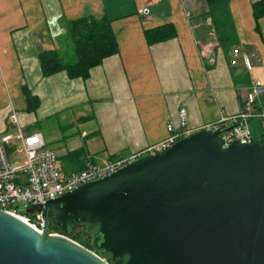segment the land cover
<instances>
[{
    "label": "crops",
    "instance_id": "1",
    "mask_svg": "<svg viewBox=\"0 0 264 264\" xmlns=\"http://www.w3.org/2000/svg\"><path fill=\"white\" fill-rule=\"evenodd\" d=\"M258 1L264 0H221L210 8L206 0H0V136L10 132L8 115L17 111L28 132L42 133L61 170L71 172L89 159L101 163L164 140L181 107L193 128L236 115L253 83L264 86ZM86 16L112 21L119 53L87 81L65 72L44 77L39 55H71L69 23ZM168 24L176 37L148 45L146 31ZM237 51L256 55L251 70ZM24 88L39 99L33 112ZM257 105L264 110V92ZM78 150L81 160H66Z\"/></svg>",
    "mask_w": 264,
    "mask_h": 264
},
{
    "label": "water",
    "instance_id": "2",
    "mask_svg": "<svg viewBox=\"0 0 264 264\" xmlns=\"http://www.w3.org/2000/svg\"><path fill=\"white\" fill-rule=\"evenodd\" d=\"M0 210V264H264V142L200 131L41 205ZM85 228L95 250L49 221Z\"/></svg>",
    "mask_w": 264,
    "mask_h": 264
},
{
    "label": "built area",
    "instance_id": "3",
    "mask_svg": "<svg viewBox=\"0 0 264 264\" xmlns=\"http://www.w3.org/2000/svg\"><path fill=\"white\" fill-rule=\"evenodd\" d=\"M153 4L158 0H147ZM234 56L242 60L244 66L251 70L254 67L255 54L237 51ZM264 92L260 81H255L247 92L240 111L233 116H221L215 122L199 128L189 125V114L186 107H181L176 120L167 124L168 136L140 152L113 155L104 162L87 160L82 170L65 172L59 166L58 156L50 149L42 133L28 132L22 125L19 113L13 110L8 115L10 132L0 136V210L20 218L22 221L43 232L44 222L40 214L34 215L38 225L32 219L21 214L22 208L31 205H43L79 186L104 178L119 169L133 163L145 155H155L171 148L178 141L188 138L200 131L220 132L225 146L233 142L248 144L257 141L253 137L251 121H260L261 138L264 142V110L258 109L257 99ZM18 153L21 158L15 161L11 156Z\"/></svg>",
    "mask_w": 264,
    "mask_h": 264
},
{
    "label": "trees",
    "instance_id": "4",
    "mask_svg": "<svg viewBox=\"0 0 264 264\" xmlns=\"http://www.w3.org/2000/svg\"><path fill=\"white\" fill-rule=\"evenodd\" d=\"M206 1L211 8L221 0ZM253 11L256 22H258L264 16V1L254 3ZM68 32L72 46L71 55L56 50L46 51L39 55L40 67L44 77L65 72L70 79H83L87 81L94 68L100 66L105 59L119 53V46L112 29V21L106 17L98 19L86 16L72 21L69 23ZM145 36L148 45L152 46L175 38L176 31L171 24H168L146 31ZM24 94L28 101V110L30 112L35 111L39 107V99L27 88H24ZM83 155L84 152L82 150L73 151L66 156V160H81ZM85 165L79 163L72 167V171L82 170ZM24 214L34 219V214ZM80 229H83L84 235L85 228L64 229L50 220L47 233L66 235L88 249L95 250L91 244L90 237V240H84L82 235L76 234V231Z\"/></svg>",
    "mask_w": 264,
    "mask_h": 264
},
{
    "label": "rangeland",
    "instance_id": "5",
    "mask_svg": "<svg viewBox=\"0 0 264 264\" xmlns=\"http://www.w3.org/2000/svg\"><path fill=\"white\" fill-rule=\"evenodd\" d=\"M258 122L260 123V121L258 120ZM256 123H257V120H256ZM255 136H256V134H255ZM260 137L259 136H257L256 137V140L258 141V140H260L259 139ZM17 158H21L20 156H19V154L18 153H14V155H12L11 156V160L12 161H15ZM32 223H34V224H37L38 225V221L36 220V219H32ZM39 226V225H38ZM76 234H78V235H82L83 236V238H84V240H90V236H87V235H83V229H80V230H78V231H76ZM71 239V238H70ZM73 240V239H72ZM74 241V240H73ZM76 242V241H75ZM78 243V242H77ZM78 244H80V243H78ZM81 246H83V247H85L84 245H82V244H80ZM85 248H87V247H85ZM88 249V248H87ZM90 250V249H89Z\"/></svg>",
    "mask_w": 264,
    "mask_h": 264
}]
</instances>
